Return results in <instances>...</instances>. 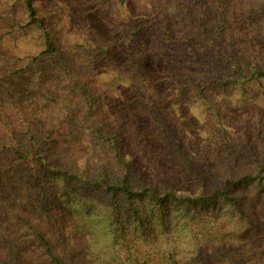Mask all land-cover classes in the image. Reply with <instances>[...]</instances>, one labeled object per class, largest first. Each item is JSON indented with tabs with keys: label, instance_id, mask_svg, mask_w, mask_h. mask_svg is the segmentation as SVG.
Instances as JSON below:
<instances>
[{
	"label": "trees",
	"instance_id": "obj_1",
	"mask_svg": "<svg viewBox=\"0 0 264 264\" xmlns=\"http://www.w3.org/2000/svg\"><path fill=\"white\" fill-rule=\"evenodd\" d=\"M229 2L80 0L71 7L77 16L72 21L57 15V0H0V216L26 227L48 264L64 262L52 236L27 216L37 205H51L60 217L61 207L70 214L73 199L100 194L117 220L132 213L143 223L146 203L216 213L224 203L252 223L256 208L243 191L253 190L264 209V160L224 169L214 185L206 162L194 158L198 149L185 146L179 126L156 100L165 84L180 102L190 94L192 105L213 108L217 103L209 105L210 100L231 92L249 96L255 84H264L261 60L254 61L242 34L234 32ZM239 7L247 21L264 17V0H241ZM98 16L105 17L98 22L109 30L101 40L91 23ZM67 25L75 29L74 42L61 39L59 28ZM257 38L264 41V34ZM105 95L110 106L124 101L118 123L101 119ZM216 117L220 129H212L209 140L242 155L224 118ZM195 123L201 121L192 116L191 132ZM82 143L88 151L83 157ZM153 145L178 163L193 187L151 181ZM6 232L0 230V264H27L25 245ZM56 232L61 237V228Z\"/></svg>",
	"mask_w": 264,
	"mask_h": 264
},
{
	"label": "rangeland",
	"instance_id": "obj_2",
	"mask_svg": "<svg viewBox=\"0 0 264 264\" xmlns=\"http://www.w3.org/2000/svg\"><path fill=\"white\" fill-rule=\"evenodd\" d=\"M57 1V15L72 17V21H75L77 16L72 14L71 7L80 0ZM240 2L241 0L229 2L231 15L236 21L234 32L242 34V44L245 42L246 50L252 54L254 61L257 58L261 60L260 68H264V41L257 38V33L264 34V17L257 21H247L239 14ZM99 19L104 21L105 17L98 16L91 23L96 25L98 31L94 34L100 38L99 35L104 37V33L109 30L99 25ZM105 25L108 26L107 23ZM74 30L70 25H67L66 30L60 27L61 39L74 42L75 37L70 34ZM174 90L164 84L159 89L160 96H156V100L167 108V118L173 125L179 126V139L184 141L186 147L198 149L194 158L206 162L210 182L219 185L224 169L251 167L250 160L253 158L264 160V84H255L249 96L231 92L230 96L210 100L209 105L217 103L213 108H204L201 103L196 105V101L192 105L194 101L190 94L180 102ZM105 99L101 119L118 123L119 118L124 116L120 107L124 101H115L110 106L111 102L106 95ZM194 105L196 107L193 108ZM216 114L224 118L222 121H225L233 136L232 141L244 152L242 155L209 140L212 129H220ZM192 116H196L201 123H195V129H191V132L188 124ZM142 121L146 123V127L150 125L147 119ZM82 146L86 149L77 150L83 157L88 151L85 144L82 143ZM152 148L155 151V155L150 154L152 167H147L152 182L160 184L171 180L183 188L194 186L173 158L162 153L161 149L159 151V146L153 145ZM157 167L162 169L158 170ZM90 171L92 174L98 172L95 168ZM60 189L61 184L59 191ZM243 192L256 208L252 212V223L240 219L224 203L220 204L217 213L212 208L171 205L166 210L146 203L141 209L144 214L143 223L132 213L130 217L123 213L117 220L111 205L100 194L73 199L69 206L70 214L61 207L63 210L60 217L48 204L34 206L26 210V213L32 222L38 224L39 229L52 236V246L64 264H264V209H261L259 201H254L253 190ZM60 196L61 200L62 194ZM16 210L17 208L13 212ZM60 228L61 237L56 232ZM0 230L12 232L25 245L29 257L27 264H48V257L39 254L38 241L26 227L21 224L17 226L14 217L1 220L0 216Z\"/></svg>",
	"mask_w": 264,
	"mask_h": 264
}]
</instances>
